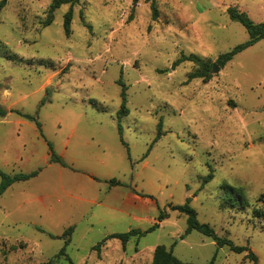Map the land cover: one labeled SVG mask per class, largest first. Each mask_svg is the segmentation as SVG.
<instances>
[{
    "label": "rangeland",
    "instance_id": "374dc122",
    "mask_svg": "<svg viewBox=\"0 0 264 264\" xmlns=\"http://www.w3.org/2000/svg\"><path fill=\"white\" fill-rule=\"evenodd\" d=\"M153 1L155 16L152 0H79L68 35L69 3L46 26L52 0L0 7V40L20 59L0 49V172L38 171L0 195V264H151L158 244L194 264H251L248 250L185 233L186 216L170 205L187 198L199 222L264 264V218L252 214L264 210V38L208 82L187 81L198 67L192 61L172 65L182 54L215 62L247 41L226 9L260 22L264 0ZM47 142L65 165L50 161ZM225 186L240 190L247 205L231 201ZM130 190L146 195L144 204L116 210ZM160 211L168 216L158 220ZM68 226L66 254L57 255ZM130 229L144 233L125 248L105 239Z\"/></svg>",
    "mask_w": 264,
    "mask_h": 264
},
{
    "label": "trees",
    "instance_id": "16d2710c",
    "mask_svg": "<svg viewBox=\"0 0 264 264\" xmlns=\"http://www.w3.org/2000/svg\"><path fill=\"white\" fill-rule=\"evenodd\" d=\"M78 1L79 0H52L51 4L49 5L48 11H47V16L42 22L43 26H46L52 22L53 12L56 8H58L62 4L69 3L70 8L66 11V13L64 14V17H63L64 33L66 35H68L70 33V23H71V19H72V8L71 7H72V5L77 3ZM4 3H5V0H1L0 7H2ZM152 9H153V13L155 16L156 15V8H155L153 0H152ZM226 12H227V14L231 20L237 21L244 26V28L246 29V31L249 35V38L244 43L238 44V45L234 46L231 50L218 55L215 62L219 65V67L224 66L225 63L230 61L236 53L244 50L245 48L253 45L254 43L259 41L260 39L264 38V20L260 21V22H254L245 11L240 10L236 6H228L226 9ZM0 49L2 50L1 53L3 55H5L6 57L13 59V60H20L19 58H17V56L14 52H11L10 49L4 43L1 42V40H0ZM187 60L192 61L198 65V67L194 71H192L188 74L187 81L194 79V78H201L204 82H208L211 79L212 72H213L212 62L208 59H204L202 57H199L198 55L182 54L179 58H177L173 62L172 65L175 66V65H178L181 62L187 61ZM119 82L122 85V90H121L122 104H121L119 113H120V115L123 116V115H126L128 113V110H127L126 105H125L126 99H127V97H126V86L122 80H119ZM43 102H44V100L41 101V103H43ZM5 114H6V110L2 106H0V116H4ZM26 117L29 119H34V117L31 115H26ZM37 124H38V126H40V124L38 122H37ZM161 125H162V122L160 119L159 123H158V137L161 133ZM119 133H120V138L123 142L122 129L120 126H119ZM47 145H48L49 150H50V161L55 162V163H59L61 165H65L62 158L59 155L54 154V152L52 150V144L50 142H47ZM37 173H38L37 170H33V171L27 172V173L20 172V173H15L12 175L0 172V175L2 178V180L0 182V195L12 183H14L16 181L27 180L29 178L36 176ZM211 177H212V174H209L208 178H211ZM120 183L121 182L119 180L114 179V178L109 180V184H111V185H117ZM225 188L229 189L234 194L233 199L230 198L231 201L232 200L235 201V199H237V202L236 201L235 202H236V204H238L239 207H245L247 205L246 199L243 196V194L240 192V190L234 189L233 187H230V186H225ZM141 196H146V195H141ZM231 201L229 203V206L234 207L235 203H233ZM258 201H260L264 204V190L259 194ZM170 207L186 216V225L187 226H186L185 233H188L192 230H197L200 233L209 236L213 241H215V243L218 246H222V245L226 244L229 246L230 250H232L234 252H242L244 250H248L245 257L251 261V264H258L257 255L252 250H250L247 246L233 244V242H231V240L228 237L218 236L215 233L214 229L208 223L199 222L197 220V217H196V211L190 206V200L188 198L184 204L170 205ZM252 214L255 217L260 216V217L264 218V210L259 211L258 208H253ZM167 216H168L167 212L160 211L159 215H158V220H162ZM158 225H159L158 222L155 223L154 225H152L149 228V230L155 229L156 227H158ZM72 231H73V226H68L63 231L62 236L65 237V243L57 255L66 254L65 253V247L70 241V235H71ZM143 233L144 232L141 231L140 229H130L126 232L111 233L108 236H106L105 239L118 238L121 240L123 248H125L126 242L130 239V237H132V236L138 237V236H141ZM105 239L102 240L101 242H99L95 247H98L100 244L104 243ZM39 264H52V261L41 262ZM151 264H194V263L186 262V261H182V260L178 259L176 256L173 255V253L171 252L170 249L166 248L165 245L158 244L153 249Z\"/></svg>",
    "mask_w": 264,
    "mask_h": 264
},
{
    "label": "crops",
    "instance_id": "0c3cea01",
    "mask_svg": "<svg viewBox=\"0 0 264 264\" xmlns=\"http://www.w3.org/2000/svg\"><path fill=\"white\" fill-rule=\"evenodd\" d=\"M142 197L143 196L137 194L135 191L130 190L128 193L124 195L120 206L117 207L116 210L123 211L126 210L127 208H136V207L140 208L142 204H144L142 202Z\"/></svg>",
    "mask_w": 264,
    "mask_h": 264
},
{
    "label": "water",
    "instance_id": "95a60500",
    "mask_svg": "<svg viewBox=\"0 0 264 264\" xmlns=\"http://www.w3.org/2000/svg\"><path fill=\"white\" fill-rule=\"evenodd\" d=\"M212 70L213 72H217L219 70V65L216 62H212Z\"/></svg>",
    "mask_w": 264,
    "mask_h": 264
}]
</instances>
